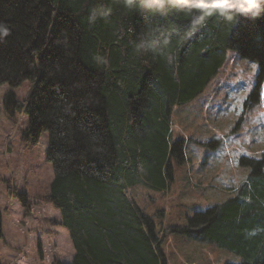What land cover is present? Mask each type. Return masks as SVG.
<instances>
[{"label": "trees", "instance_id": "16d2710c", "mask_svg": "<svg viewBox=\"0 0 264 264\" xmlns=\"http://www.w3.org/2000/svg\"><path fill=\"white\" fill-rule=\"evenodd\" d=\"M254 2L0 0L5 115L29 117L22 140L48 134L55 175L43 198L60 211L52 224L69 231L70 264H167L158 237L165 209L143 210L131 191L168 192L173 157L186 160L173 112L204 92L232 49L258 64V102L264 2ZM26 81L31 93L21 102L15 89ZM239 164L250 170L236 194L169 229L240 258L230 264H264V156ZM7 196L30 207L26 194L8 187Z\"/></svg>", "mask_w": 264, "mask_h": 264}, {"label": "rangeland", "instance_id": "374dc122", "mask_svg": "<svg viewBox=\"0 0 264 264\" xmlns=\"http://www.w3.org/2000/svg\"><path fill=\"white\" fill-rule=\"evenodd\" d=\"M228 56L233 66L229 62L224 65L199 97L177 107L173 115L174 141L183 139L186 162L173 157L175 181L168 192L143 185L131 191L143 210L157 213L165 209L167 219L158 237L167 264H226L239 260L219 245L193 241L169 229L171 225L187 224L195 210L214 206L233 195L229 187H236L249 171L239 165V158L264 153V82L258 102L252 93L257 85L258 64L241 59L234 49ZM31 88V82L26 81L15 89L21 102L29 97ZM9 90L8 85L0 88L1 264H53L56 258L69 264L75 256L69 231L52 224L61 221L60 211L43 198L50 192L55 175L47 160L48 134L41 133L37 144L22 140L29 117L19 114L16 123L7 118L3 99ZM8 187L14 193L26 194L30 207L19 198H9ZM210 193L211 198L207 197Z\"/></svg>", "mask_w": 264, "mask_h": 264}, {"label": "clouds", "instance_id": "9594fccd", "mask_svg": "<svg viewBox=\"0 0 264 264\" xmlns=\"http://www.w3.org/2000/svg\"><path fill=\"white\" fill-rule=\"evenodd\" d=\"M262 2H264V0H262ZM248 5H249V9L258 7V4H256L254 0H248ZM249 9H245V10H249Z\"/></svg>", "mask_w": 264, "mask_h": 264}]
</instances>
